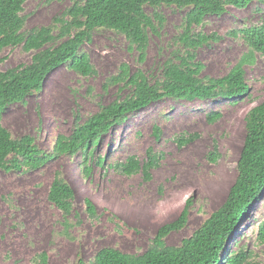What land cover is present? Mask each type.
<instances>
[{
	"label": "rangeland",
	"instance_id": "1",
	"mask_svg": "<svg viewBox=\"0 0 264 264\" xmlns=\"http://www.w3.org/2000/svg\"><path fill=\"white\" fill-rule=\"evenodd\" d=\"M73 2L27 0L21 14L24 32L49 26ZM144 10L152 16L151 8ZM186 12L167 6L157 10L164 23L158 34L149 33L142 62L122 35L94 31L81 52L89 56L96 74L84 78L65 65L57 68L46 76L40 93L5 109L1 125L14 139L32 136L36 146L49 153L58 136H69L75 125L83 124L100 107L130 96L131 89L108 84L122 64L131 74L142 72L150 84L161 79L165 62L182 52L177 38ZM263 23L264 5L256 2L241 10L229 8L219 17L208 16L195 32L214 34L217 40L196 51L195 60L202 65L199 76L224 77L248 50L242 36L232 32ZM31 56L19 47L4 49L0 71L27 65ZM245 72L249 91L235 103L217 100L190 106L167 99L128 115L92 148L89 176L82 172L79 155L57 156L37 170L0 171V264H42L41 254L46 255L45 264H73L77 258L89 262L105 248L141 255L157 231L178 218L188 200L186 225L170 233L165 244L176 247L191 236L224 203L236 177L244 117L264 100V56L257 53ZM215 112L221 117L208 123L207 115ZM155 129L161 132L158 139ZM189 135L194 139L179 146L176 140ZM214 148L218 159L213 163L208 155ZM149 151L158 159L149 180L144 179L142 169L125 176L112 168L130 157L145 164ZM98 157H106L102 166L94 164ZM57 173L73 190L72 209L66 218L47 200ZM87 200L94 207V218L86 211ZM148 211L154 215L144 221ZM263 220L264 193L234 231L228 251L244 247L253 261L264 264V242L257 240Z\"/></svg>",
	"mask_w": 264,
	"mask_h": 264
},
{
	"label": "trees",
	"instance_id": "2",
	"mask_svg": "<svg viewBox=\"0 0 264 264\" xmlns=\"http://www.w3.org/2000/svg\"><path fill=\"white\" fill-rule=\"evenodd\" d=\"M26 1L0 0V53L17 47L32 53L27 65L0 71V171L37 170L57 156L79 155L83 160L82 172L89 176L92 170L90 162L94 157L92 148L99 145L101 137L121 124L128 115L167 99L190 106L196 102L217 100L235 103L249 91L245 68L254 64L257 53L264 56L263 23L232 32L234 36H242L248 50L224 77L201 78L202 65L195 60L199 48L217 40L214 34L195 32V28L200 27L208 16L219 17L229 8L241 10L253 2L264 5V0H74L61 17L52 19L49 26L24 32L21 14ZM161 6L187 12L182 21V33L177 38L182 52L174 55V60L165 62L160 80L150 84L142 72L131 74L128 66L122 64L119 73L111 77L108 84L131 89L130 96L100 107L83 124L75 125L69 136H58L49 153L41 151L32 136L14 139L1 125L5 109L40 93L46 76L57 68L65 65L84 78L95 75L89 56L81 52V47L91 41L96 30L105 29L122 35L129 49L138 51L142 62L149 33L158 34L164 23L157 13ZM145 7L152 9L151 17L145 12ZM220 117L221 113L215 112L208 114L206 120L214 123ZM244 128L236 177L226 199L191 236L176 247L165 244L170 233L186 225L191 206V200H188L178 218L157 231L143 254L129 255L105 248L89 262L77 258L73 264H262L253 261L244 247L228 251L227 244L249 207L264 193V100L246 113ZM160 134V130L155 129L156 139ZM194 137L189 135L176 141L183 146ZM105 158L98 157L94 164L102 166ZM147 158V162L142 164L130 157L112 168L125 176L135 175L142 169L144 179L149 180L150 170L157 166L158 159L150 151ZM208 158L213 163L217 161L216 148ZM72 199V188L57 173L47 200L66 218L71 213ZM86 211L89 217H95L94 207L88 200ZM257 240L264 242V220L258 226ZM40 260L45 264L46 255L41 254Z\"/></svg>",
	"mask_w": 264,
	"mask_h": 264
},
{
	"label": "bare ground",
	"instance_id": "3",
	"mask_svg": "<svg viewBox=\"0 0 264 264\" xmlns=\"http://www.w3.org/2000/svg\"><path fill=\"white\" fill-rule=\"evenodd\" d=\"M147 213H148V214H146V212H145L146 215H145V217H144L145 219L143 218L144 221H145L147 218L152 219V217H153V215H154V213H153L152 211H148ZM146 221H147V220H146ZM148 221H149V220H148ZM150 221H151V220H150ZM145 224H148V223H145Z\"/></svg>",
	"mask_w": 264,
	"mask_h": 264
}]
</instances>
